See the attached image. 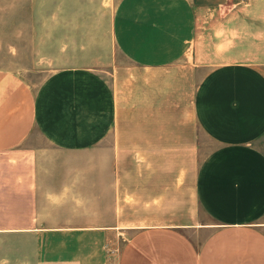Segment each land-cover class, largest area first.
I'll use <instances>...</instances> for the list:
<instances>
[{
	"label": "crops",
	"instance_id": "1",
	"mask_svg": "<svg viewBox=\"0 0 264 264\" xmlns=\"http://www.w3.org/2000/svg\"><path fill=\"white\" fill-rule=\"evenodd\" d=\"M5 2L60 62L0 68V154L48 146L0 163L18 261L264 264V0Z\"/></svg>",
	"mask_w": 264,
	"mask_h": 264
},
{
	"label": "rangeland",
	"instance_id": "2",
	"mask_svg": "<svg viewBox=\"0 0 264 264\" xmlns=\"http://www.w3.org/2000/svg\"><path fill=\"white\" fill-rule=\"evenodd\" d=\"M6 3L5 0H0V68L17 70L21 73L25 81L36 86L48 75L53 69L52 67L60 63L58 59L53 58L55 47L52 46L51 48L49 44V37L52 31L49 28V23L43 21L41 32L40 30H36V36L37 34L38 36H42L43 44H29L28 38L35 36V32L34 29L27 27L30 21L28 14L3 12L2 8ZM203 142L205 148L210 147L211 143L207 139ZM33 145L44 147L46 143L39 136H37L35 142L27 139L23 144L17 146L15 151L0 154V163L6 161V159L14 158L17 154V149H26L33 147ZM55 158L58 160L62 157ZM128 236V232H122L119 237H116L110 243L112 246L110 252L112 264L116 260L119 248ZM18 257L17 238L0 237V264H29V262L18 261Z\"/></svg>",
	"mask_w": 264,
	"mask_h": 264
}]
</instances>
